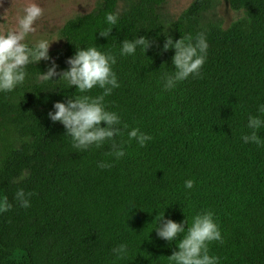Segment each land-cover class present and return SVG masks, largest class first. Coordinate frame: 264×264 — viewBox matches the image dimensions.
<instances>
[{"label":"trees","instance_id":"1","mask_svg":"<svg viewBox=\"0 0 264 264\" xmlns=\"http://www.w3.org/2000/svg\"><path fill=\"white\" fill-rule=\"evenodd\" d=\"M227 1L243 15L222 27L209 18L216 0H192L175 17L166 0H97L64 22L63 46L49 60L28 65L22 85L0 91V202L12 205L0 210V264H172L178 248L157 236L159 217L190 224L205 210L223 239L208 245L218 264H264V144L241 139L251 132L250 115L264 120V0ZM107 12L119 19L101 37ZM201 32L208 44L201 76L164 90L161 77L174 71L175 54L163 51L166 37ZM140 36L151 42L146 52L119 54L124 39ZM91 46L116 56L120 87L104 103L121 120L118 160L106 155L111 141L74 149L64 126L48 117L56 102L80 93L59 76L40 80V72L53 61L57 72L67 70L77 47ZM133 128L152 137L145 147L129 141ZM257 135L264 141V126ZM22 172L26 178L14 183ZM189 179L192 189L184 186ZM21 188L35 193L28 208L15 199ZM121 244L127 255L117 259L112 250Z\"/></svg>","mask_w":264,"mask_h":264},{"label":"clouds","instance_id":"2","mask_svg":"<svg viewBox=\"0 0 264 264\" xmlns=\"http://www.w3.org/2000/svg\"><path fill=\"white\" fill-rule=\"evenodd\" d=\"M44 15V9L37 3H29L23 7V15L17 17L16 26L6 31H0V91L11 92L18 85H22L26 78V68L30 64L41 60H49V47L54 40L38 39L30 42L28 37L37 32L34 26L36 21ZM119 19L118 13H105V23L109 27L99 31L101 37H109L113 26ZM151 46V42L144 36L132 40L124 39L121 42L120 55H132L137 47L146 52ZM175 49L172 57L174 71L164 73L161 77L163 88L170 91L179 82L189 78V76L200 77L201 68L206 61L208 44L203 32L198 33L195 38L191 35L181 37L173 41L171 36H167L163 45V51ZM69 65L67 70L57 72L55 61L46 73H41L39 79L42 81L53 80L59 76V80L66 81L70 87L75 86L79 95L72 96L67 103L56 102L48 117L52 122H60L66 129L65 135L71 137L72 147L78 151H85L92 146L100 148L106 141H111V151L106 153L109 157L117 160L125 155L123 143L117 144L114 137L123 133L118 125L121 124L120 117L115 112L107 111L105 108V97L111 95L113 89L120 87L116 73L112 66L116 64V56L111 52L104 53L98 47L91 46L81 49L77 47L74 56L67 59ZM163 64L161 65V67ZM102 89V94L90 96L94 87ZM264 113V105L259 108ZM106 126L102 127L101 123ZM264 126V120L257 116L248 117L247 127L251 129L250 134L243 135L241 139L244 143L256 145L264 144V141L257 135V130ZM124 125V128H127ZM129 141L135 140L140 147H145L146 142L152 139L151 136L133 128L127 133ZM101 169L111 168L112 164L100 162L97 165ZM26 173L22 172L13 182L19 183L26 178ZM185 188L192 189L194 181H185ZM35 193H26L22 188L15 193V199L23 208L30 207V197ZM12 205L4 201L0 202V210L8 211ZM157 216L155 217V219ZM187 225V228H185ZM157 236L163 240L176 241L177 251L168 257L172 264H218L219 258L209 255L208 245L218 241L223 243L219 226L214 221V214L205 210L192 217L189 224L187 218L177 223L171 219H164V214L159 217L158 225L155 228ZM184 233L183 238L177 242L179 234ZM113 253L117 259H122L127 255V245L121 244L113 248Z\"/></svg>","mask_w":264,"mask_h":264},{"label":"rangeland","instance_id":"3","mask_svg":"<svg viewBox=\"0 0 264 264\" xmlns=\"http://www.w3.org/2000/svg\"><path fill=\"white\" fill-rule=\"evenodd\" d=\"M97 0H0V31H6L16 26L17 17L23 15V7L29 3H37L44 9V15L36 21L37 32L28 37L30 42L47 39L49 51L63 46L59 30L64 22L78 13H84L93 8ZM192 0H166L164 10L171 16H177ZM242 11L233 10L227 0H216V7L209 13L211 20L219 21L222 27L242 17Z\"/></svg>","mask_w":264,"mask_h":264}]
</instances>
